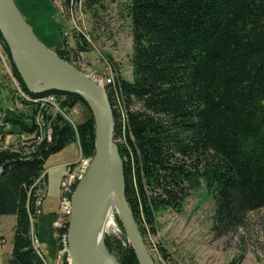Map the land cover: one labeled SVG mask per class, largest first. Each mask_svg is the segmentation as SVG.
Returning a JSON list of instances; mask_svg holds the SVG:
<instances>
[{"label":"trees","instance_id":"obj_1","mask_svg":"<svg viewBox=\"0 0 264 264\" xmlns=\"http://www.w3.org/2000/svg\"><path fill=\"white\" fill-rule=\"evenodd\" d=\"M104 1L65 0L64 9L71 15ZM127 13L133 79L117 78L106 92L125 196L141 234L156 235V215L180 209L201 180L214 191L213 231L223 236L243 227L249 213L264 209V0H130ZM75 43L69 51L62 42L56 54L72 64L74 53L78 62L89 42L76 35ZM0 44L31 99L20 98L26 112H6L0 123V216L16 218L8 264H49L31 239L34 185L49 157L74 142L83 158L94 157L95 122L89 111L74 129L57 116L50 142L30 139L41 135L36 117L45 112L35 100L56 95L64 105L88 107L75 94H31L1 35ZM8 133L27 138L16 150L4 149ZM68 228L59 230L61 237ZM121 255L123 263L138 264L132 249Z\"/></svg>","mask_w":264,"mask_h":264},{"label":"rangeland","instance_id":"obj_2","mask_svg":"<svg viewBox=\"0 0 264 264\" xmlns=\"http://www.w3.org/2000/svg\"><path fill=\"white\" fill-rule=\"evenodd\" d=\"M14 2L35 36L53 52L60 45V50H64L62 42L67 44L68 47H65L69 51L74 50L76 35L85 36L90 51L80 54L78 62L72 53L71 65L90 79L99 81L114 77L132 81V23L127 13L130 0H105L102 8L90 11L80 5L71 15L66 14L65 0ZM13 78L10 61L0 44L1 116L9 111L26 112L18 96L19 83ZM77 110L75 116L78 125L83 112L89 114V110L81 104ZM8 136L16 135L8 133ZM16 137L14 140L19 139ZM62 151L50 156L44 165L48 175L46 197L33 222L34 233L49 264H64L67 254L60 246L59 234V230L66 226L60 201L64 172L62 165L77 158L78 151L72 144ZM80 163L82 160L72 167ZM81 166L77 169L79 173ZM215 210L214 191L201 180L180 209L159 212L156 215V235L150 230L142 235L154 264H264V209L249 213L243 227L223 236L213 231ZM113 211L103 238V247L117 264H126L121 252L134 249L119 215L116 210ZM15 224L14 216H0V264H8L11 258ZM134 254L140 264L135 251Z\"/></svg>","mask_w":264,"mask_h":264},{"label":"water","instance_id":"obj_3","mask_svg":"<svg viewBox=\"0 0 264 264\" xmlns=\"http://www.w3.org/2000/svg\"><path fill=\"white\" fill-rule=\"evenodd\" d=\"M0 35L31 94L56 92L78 95L95 122V154L72 198L67 236L69 264H97L92 249L93 228L103 196L114 181L119 183L118 201L123 211V226L139 263L142 264V257H146L149 264H154L126 200L124 163L115 142L116 123L106 90L48 49L35 36L14 0H0ZM112 260L116 262L113 257Z\"/></svg>","mask_w":264,"mask_h":264},{"label":"built area","instance_id":"obj_4","mask_svg":"<svg viewBox=\"0 0 264 264\" xmlns=\"http://www.w3.org/2000/svg\"><path fill=\"white\" fill-rule=\"evenodd\" d=\"M13 80L15 81V78H13ZM115 81H116V78H114V77H110V78L106 77V78H101V80L95 81V82L98 83V85H100L101 87H103L106 90V88L108 86L114 85ZM17 88H18L19 98L25 99L27 101H31V99L27 95H25V93H23V91L21 90V88L19 86H17ZM64 100H65L64 98L61 99V98L57 97L56 95H47L43 98H40V99H37L34 101L36 103H39V102L42 103V107L44 108L43 111H45L44 112L45 116H44V114H39L36 117V123H37V126L39 128L41 135L40 136L33 135L30 137V139L40 142L46 138L50 142L52 140L51 119H54L57 116H60L64 122L68 123L74 129H76L77 123H76V116L75 115L78 113L77 106L79 104H76L73 106L64 105L63 104ZM48 117L50 118L49 121H47ZM3 119H4V116L0 115V123L3 122ZM15 137H9V136L5 137L4 149H10V148H13L14 150L18 149L21 142H23L24 140H22L21 137H18L19 138L18 140H14ZM90 160H92V159H87V160L85 159V160H82V163H80L79 165H76L74 167H72V166L68 167V171H67L66 175L63 177V180H62L61 185H60V201H61V205H62V215H63V219L65 222L64 225H67L70 222V217L72 214V198H73V195H74V192H75V189H76L78 183L84 179V177H85V175L89 169ZM80 166L82 169L80 170V173H79V171L77 169ZM46 181H47L46 180V173L44 172L40 176V178L35 182V185H34V187L37 188L36 201H35V206L37 209L40 208V206L42 205V203L44 202L45 197H46V185H47ZM34 220H35V217H32L31 218V223H32L31 239H32V243H33L34 248L37 250V252L40 255H43V251H42L40 241H39L37 235L34 233V229H33ZM61 243L63 246V251L67 252L68 251V238H67V236L61 237Z\"/></svg>","mask_w":264,"mask_h":264},{"label":"bare ground","instance_id":"obj_5","mask_svg":"<svg viewBox=\"0 0 264 264\" xmlns=\"http://www.w3.org/2000/svg\"><path fill=\"white\" fill-rule=\"evenodd\" d=\"M118 189L119 183L117 181H114L113 183H111V185H109L107 192L103 196L102 205L94 224L92 234V249L93 256L95 257L97 264H117L115 261L112 260V257L108 255V253L106 252L107 249H104L105 246L103 247V238L106 233L107 226L109 224V220L113 210H116L121 222L124 219L123 211L118 201ZM149 257L150 260L153 261L150 254ZM141 262L142 264H149V260L146 257H142Z\"/></svg>","mask_w":264,"mask_h":264},{"label":"crops","instance_id":"obj_6","mask_svg":"<svg viewBox=\"0 0 264 264\" xmlns=\"http://www.w3.org/2000/svg\"><path fill=\"white\" fill-rule=\"evenodd\" d=\"M89 117H90V114H87V112H83V117H82V119H81V121H80L79 124L85 122ZM72 145H74V146L77 147L78 157L77 158H74L72 162H67V163H65V164L62 165V168L64 169L63 177L66 175V173L68 171V167H71V166L77 164L81 160H85V158L82 157V153H81V149H80L79 143L78 142H74V143H72ZM62 152L63 151H61V153ZM46 180L48 181V175H47V173H46ZM46 187H47V185H46Z\"/></svg>","mask_w":264,"mask_h":264}]
</instances>
